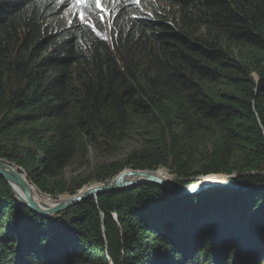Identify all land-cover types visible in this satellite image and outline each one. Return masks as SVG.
<instances>
[{"label": "trees", "instance_id": "trees-1", "mask_svg": "<svg viewBox=\"0 0 264 264\" xmlns=\"http://www.w3.org/2000/svg\"><path fill=\"white\" fill-rule=\"evenodd\" d=\"M77 6L0 0V157L60 194L88 146L105 160L97 143L118 146L139 124L148 148L124 166L252 187L178 196L142 183L44 218L0 178V264H264V0Z\"/></svg>", "mask_w": 264, "mask_h": 264}, {"label": "rangeland", "instance_id": "rangeland-1", "mask_svg": "<svg viewBox=\"0 0 264 264\" xmlns=\"http://www.w3.org/2000/svg\"><path fill=\"white\" fill-rule=\"evenodd\" d=\"M74 2V0H72ZM110 3V2H109ZM108 3V4H109ZM89 6H84V5H78L77 7L80 8L81 6L83 7V11H85L86 8H90V7H96V4L94 2V0L89 1ZM71 5L75 6L77 5L75 2L72 3ZM93 5V6H92ZM97 8V7H96ZM112 7H109V9ZM98 9V13H100L102 11V8H97ZM96 12V13H97ZM231 50V54H235L236 49L234 48H230ZM217 139L216 137H213L210 142H209V148H212V146H216L217 143ZM97 145L100 147H104V148H108L109 152L111 154H109V157H107L105 160L101 159L98 155H99V151H97L93 146H88L87 150H86V155L85 156H79L76 161L74 162L73 165L69 166L68 168L65 169L64 171V177L67 180V185L69 188V191L67 192H63L60 194H48V193H44L41 190H39L35 184L31 183L25 176H24V171L21 170H16L19 174H22L28 182H30L31 186H33L35 188V190L43 197L48 198V199H52V200H56V199H65V198H70L73 199L75 198L77 195H82L79 193H82L84 190H87L88 187L90 186H94V185H109L112 183V181L114 180L115 176L114 175L112 177H105L103 175H101L100 172V165L103 164H107L109 165V163L111 162H116L119 163L120 165H122V170H127V169H132L129 166H124L125 164V158L134 150H140V149H147L148 148V135L146 134L145 130H143V127L140 126L139 124H136L134 127H132L131 131L127 134V136L125 137V139L118 145L112 148L110 143H97ZM0 163L5 165L8 164L10 166L16 167L17 165L13 164L12 162L1 158L0 157ZM12 167V168H13ZM19 167V166H18ZM20 168V167H19ZM14 169V168H13ZM119 171V172H121ZM146 171H149L148 169H146ZM118 172V173H119ZM152 175L157 176L158 178H161L163 181L166 182H173V183H177V178L175 177L174 174H172L170 172V170L166 167H161L158 168L155 171H150L148 172ZM160 173L163 176H166L165 178H162L160 176ZM236 174H231V175H226V174H210V175H206V176H198V178L196 180H194L193 182L189 183V185L192 187H195L199 184H201V182H204L206 184H211L209 181V179H214L213 182H221V181H235V179L233 177H235ZM127 176H130L127 175ZM125 176V177H127ZM145 176L143 174H133V179L132 180H136V179H143ZM1 178V177H0ZM3 179V178H2ZM4 180V179H3ZM131 180V179H130ZM173 180V181H171ZM26 181V180H25ZM26 181V182H27ZM84 181H88L86 183H84ZM139 185V184H138ZM136 185H132L128 188L134 187ZM216 188H221L218 185H212L210 187H208L207 189H216ZM11 189V188H10ZM204 189L203 191L207 190ZM225 189V188H224ZM231 190V189H229ZM71 191V192H70ZM201 191V192H203ZM84 193V192H83ZM197 194V193H195ZM92 198H95L94 196H91ZM89 198V197H86ZM85 198V199H86ZM84 200V199H83ZM82 201V200H81ZM79 201V202H81ZM79 202H76L74 204H72L70 207H73L74 205L78 204ZM42 206L44 205H49L45 202H42ZM67 208V209H68ZM66 210V209H65ZM64 211V210H63ZM62 211L58 212L61 213ZM5 213V211H4ZM56 213L53 214V217L55 216V218L59 217L60 215ZM52 217V216H51ZM47 218V217H44ZM15 225L13 226H9V224L6 222L4 224L5 229H7V231H5L6 233H4L6 236L10 235V236H15ZM3 227V228H4ZM258 256V253H257ZM262 259H264V252L262 253ZM220 260V256L217 258V261H215L214 264H221L219 262ZM110 263V261H109Z\"/></svg>", "mask_w": 264, "mask_h": 264}, {"label": "water", "instance_id": "water-1", "mask_svg": "<svg viewBox=\"0 0 264 264\" xmlns=\"http://www.w3.org/2000/svg\"><path fill=\"white\" fill-rule=\"evenodd\" d=\"M4 168H0V177L4 179V181L7 183V185L11 188L16 200L26 206L28 209H30L34 214L40 216V217H51L53 214H56L60 211H63L70 207L72 204L79 202L86 197L94 196L97 198L98 195L109 192V191H115V190H122L126 189L132 185H138L142 183H155L161 187H163L165 190L171 192L174 195L183 196V195H192L195 193H200L204 189H207L210 186L218 185L221 188L225 189H231L232 191L236 192H242L250 187L251 185L239 183L237 181H221V182H213L211 184H206L204 182H201V184L191 187L189 184H177L173 182H166L162 179L158 178L155 175H152L146 171V170H140V169H127L119 172L111 184L109 185H94L88 187V189L81 193L82 195H77L75 198L70 199L67 198V200H60L56 199L53 200V202L50 205H41L37 204L30 194L18 183L16 180L12 167L8 164H5ZM16 170H21L18 166L13 167ZM143 174L145 177L143 179H136V180H127L124 179L125 176L129 174ZM24 176L26 177V174L24 173ZM27 178V177H26ZM234 178V177H233Z\"/></svg>", "mask_w": 264, "mask_h": 264}, {"label": "bare ground", "instance_id": "bare-ground-1", "mask_svg": "<svg viewBox=\"0 0 264 264\" xmlns=\"http://www.w3.org/2000/svg\"><path fill=\"white\" fill-rule=\"evenodd\" d=\"M68 1V3L71 5L72 3H74L72 0H66V2ZM89 1H91V0H89ZM108 1V3L109 2H111V0H101V4H102V10H104V3L105 2H107ZM96 8V7H95ZM97 9V8H96ZM98 10V9H97ZM0 168H4L5 170H7V168L5 167V165H3V164H1L0 163ZM12 170H13V173H14V176H15V178H16V180L18 181V183L28 192V194H30V196L32 197V199L37 203V204H43L42 202H45V203H47V204H51L52 202H53V200L52 199H48V198H45V197H43V196H41L36 190H35V188L33 187V186H31L30 185V183H28V182H26L25 181V178L24 177H22L15 169H13L12 168ZM160 176L162 177V178H165L166 176H163L161 173H160ZM124 179H127V180H132L133 179V173H131L130 174V176H127V177H124ZM161 179V178H160ZM164 180V179H163ZM171 181H173V180H171ZM207 181H209L210 183L212 182L213 183V181H214V179H209V180H207ZM86 190H84L83 192H85ZM82 192V193H83ZM79 194H81V193H79ZM61 200H67V198H65V199H61Z\"/></svg>", "mask_w": 264, "mask_h": 264}, {"label": "snow or ice", "instance_id": "snow-or-ice-1", "mask_svg": "<svg viewBox=\"0 0 264 264\" xmlns=\"http://www.w3.org/2000/svg\"><path fill=\"white\" fill-rule=\"evenodd\" d=\"M77 5L89 3V0H74ZM97 8H102L101 0H94ZM134 3H139L140 0H133Z\"/></svg>", "mask_w": 264, "mask_h": 264}, {"label": "clouds", "instance_id": "clouds-1", "mask_svg": "<svg viewBox=\"0 0 264 264\" xmlns=\"http://www.w3.org/2000/svg\"><path fill=\"white\" fill-rule=\"evenodd\" d=\"M114 1H115V0H112V2H114ZM105 13H106V10L104 9V10H102V11L100 12L99 15L101 16V15H103V14H105Z\"/></svg>", "mask_w": 264, "mask_h": 264}]
</instances>
